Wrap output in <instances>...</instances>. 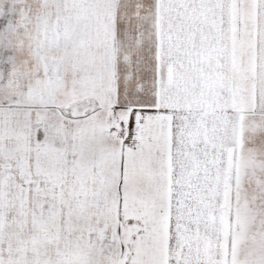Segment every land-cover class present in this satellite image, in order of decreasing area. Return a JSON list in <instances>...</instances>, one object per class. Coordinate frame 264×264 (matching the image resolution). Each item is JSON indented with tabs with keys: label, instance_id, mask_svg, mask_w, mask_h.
<instances>
[{
	"label": "snow or ice",
	"instance_id": "snow-or-ice-1",
	"mask_svg": "<svg viewBox=\"0 0 264 264\" xmlns=\"http://www.w3.org/2000/svg\"><path fill=\"white\" fill-rule=\"evenodd\" d=\"M0 264H264V0H0Z\"/></svg>",
	"mask_w": 264,
	"mask_h": 264
}]
</instances>
